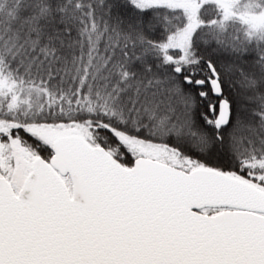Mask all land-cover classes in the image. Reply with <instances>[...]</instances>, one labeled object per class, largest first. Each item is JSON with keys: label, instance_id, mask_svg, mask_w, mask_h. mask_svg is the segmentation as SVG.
<instances>
[{"label": "snow or ice", "instance_id": "1", "mask_svg": "<svg viewBox=\"0 0 264 264\" xmlns=\"http://www.w3.org/2000/svg\"><path fill=\"white\" fill-rule=\"evenodd\" d=\"M0 264H264V0H0Z\"/></svg>", "mask_w": 264, "mask_h": 264}]
</instances>
